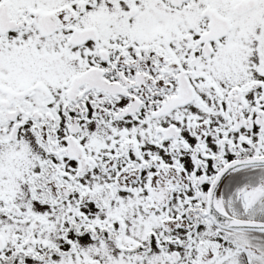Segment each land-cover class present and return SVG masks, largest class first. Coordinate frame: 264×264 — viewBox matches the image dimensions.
Returning a JSON list of instances; mask_svg holds the SVG:
<instances>
[{
    "label": "snow or ice",
    "instance_id": "1",
    "mask_svg": "<svg viewBox=\"0 0 264 264\" xmlns=\"http://www.w3.org/2000/svg\"><path fill=\"white\" fill-rule=\"evenodd\" d=\"M0 264H264V0H0Z\"/></svg>",
    "mask_w": 264,
    "mask_h": 264
}]
</instances>
